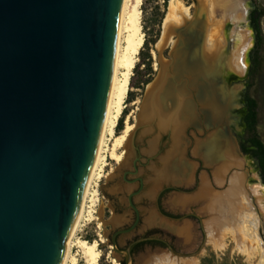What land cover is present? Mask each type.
I'll list each match as a JSON object with an SVG mask.
<instances>
[{"label":"water","instance_id":"obj_1","mask_svg":"<svg viewBox=\"0 0 264 264\" xmlns=\"http://www.w3.org/2000/svg\"><path fill=\"white\" fill-rule=\"evenodd\" d=\"M122 1L0 0V264H58L62 244L73 235L103 129ZM193 1L194 16L175 30L179 39L196 32L193 23L200 13L199 0ZM239 2L245 12L253 9L249 0ZM225 21L234 25L229 15ZM225 36L224 52L212 68L204 65V76L198 83L200 100H206L209 110L220 118L233 109V104L237 107V99L232 103L231 94L237 98L243 92L249 68L246 61L242 63L243 72L228 68V59L239 42L236 34L229 38L226 32ZM176 52L184 61L180 68L193 72L194 58L176 48L161 75L170 78L162 106L165 99L173 104L179 95L178 80L171 74ZM223 70L240 85L225 88L219 81ZM161 76L141 106L129 142L132 158H126L121 166L125 169L130 162L132 171L122 173L126 183L139 182L138 191L127 197L129 209L136 214L135 224L114 232L110 239L113 251L123 257L124 264H131L132 258L128 250L117 249L116 237L135 231L140 213L133 198L144 188L141 178L126 181L127 175L138 174L136 132L152 130L160 136H173L174 131L173 123L164 126L155 101ZM238 124L241 127V121ZM257 177L258 195L252 187L248 192L264 231V185L259 173ZM156 240L148 237L137 242Z\"/></svg>","mask_w":264,"mask_h":264},{"label":"rangeland","instance_id":"obj_2","mask_svg":"<svg viewBox=\"0 0 264 264\" xmlns=\"http://www.w3.org/2000/svg\"><path fill=\"white\" fill-rule=\"evenodd\" d=\"M199 1L203 8L207 9V14L211 10L212 21L219 27L221 39L224 40L226 37L224 33L226 32L230 38L237 34L238 31H241L240 33L244 40L249 38L250 46L245 55V61L249 65V55L255 42L254 31L250 26L249 12L243 13L240 9L237 16L242 21L240 20L238 24L233 22L234 25L229 26L228 22L225 23L226 11L233 1L236 3L238 0H233L231 3H223L221 0L217 7H214L216 0ZM171 2L180 3L184 9L188 10L190 18L194 16L196 9L193 0H142L140 22L144 43L132 71L129 91L125 100V109L120 118L122 119V130L125 127L126 119L133 125V130L127 139L122 161L116 164L114 161L107 159V167L104 172L108 175L98 182V203L95 207L93 219L85 222L80 229L81 231H78L74 238L75 240H85L88 243L98 242L99 264H113L112 260L121 264L123 260L122 256L117 255L113 251L110 239L114 232L128 228L134 220V213L128 207L127 197L129 194L138 191L139 183L129 184L123 180L122 173L131 170L129 169L130 162L125 169H122L121 166L127 159L130 161V158H132L129 142L136 130L138 115L146 95L158 76H161L164 72L163 69H166V66L171 62L172 52L176 48H180L184 52H189L191 55L190 59L194 58V41L197 40L202 45L203 38L206 35L205 32L208 25L205 12L198 14L197 21L195 24L193 23V26L196 27V32L191 37L183 35L182 39H179L175 32L178 29L177 27H172L170 31L166 32L165 25ZM249 2L254 5L256 10L264 13V0H249ZM228 26L229 30L226 31ZM260 27L264 38V16L260 19ZM234 28H237V31H234ZM174 41L177 42V45L180 41V45L178 47H176L177 45L173 46L172 43ZM261 56L264 63V50ZM228 68L235 70L231 58L228 62ZM171 74L178 80L176 89L179 94H186L185 99L189 104L193 105L195 102H200L199 104L195 103V108H197L196 116L199 122L197 123L195 118H193L192 112H189L191 120L188 123L187 121L184 122L186 126L185 124L183 125L185 128L181 137V160L184 163V167L190 170L186 181L191 178V182L188 181V183H183L182 185L160 183L156 173L165 168L161 161L173 151L172 136H160L152 130H138L134 139L135 146L138 148L136 155L140 156L136 178L143 180L144 188L138 196L133 198V204L140 213V224L134 232L121 235L117 240V246L125 248L131 241L144 238L148 233L152 232L154 237L165 241L168 249L145 246L140 253L133 256L131 264H146L152 258L163 255L179 260L180 264H259L260 253L264 251V231L258 232V239L263 244V248H261L257 242L243 240L244 238L241 237L240 233L233 235L230 232L234 230L233 226L226 227L223 231L217 230L213 224V220L216 217L214 211L208 212V205L205 203L204 198H201L203 194L202 177L206 178L208 189L211 190L212 194L220 195L228 189L229 178L235 173V170L231 171L221 186L213 179V171L221 165L220 161L211 165V163L208 164L205 161V157L207 156V150L218 137L233 145L236 153L242 159L243 165L238 173L243 175L244 185L245 187L247 186L246 189L254 187L259 181L254 163L251 160H246L240 153L228 114H223L220 118L209 110L208 106L210 104L196 100L197 93L192 85L193 73L187 70V67L174 66ZM237 74L238 76H244L241 73ZM166 84L167 86L169 85L168 82ZM200 91H202L201 88ZM211 93L213 100L216 101L217 97L213 91ZM228 93L231 94L232 91ZM250 93L258 102L259 116L264 133V91L257 84ZM129 94H132V96H129ZM231 95L233 103L237 98L236 94ZM131 98H134L133 102L130 101ZM165 100L163 112L172 106L170 99ZM232 108L231 111L234 108L236 109V106L234 107L233 104ZM186 112L188 113L187 110ZM207 117L211 118V121H208ZM117 128L118 123L116 132ZM196 144H198L200 149L197 151V155L194 156L193 152L196 151ZM160 149L162 150L161 154H159ZM148 159L149 161H147ZM130 179L132 178H127V180ZM261 189L263 188L261 187ZM163 190L173 191H167L158 200V196ZM157 200L164 212L178 217L180 220L175 221L162 217L158 211ZM153 215L173 224L174 230H168L157 225H149L148 222ZM191 216L195 219H190L189 217ZM208 232H211V237H209ZM244 245L248 252L241 251ZM71 253L76 256L78 264H84L77 249L73 248Z\"/></svg>","mask_w":264,"mask_h":264},{"label":"bare ground","instance_id":"obj_3","mask_svg":"<svg viewBox=\"0 0 264 264\" xmlns=\"http://www.w3.org/2000/svg\"><path fill=\"white\" fill-rule=\"evenodd\" d=\"M220 1L221 0H216L214 7H217L220 4ZM222 1L223 3H231L233 0ZM239 1L240 0L236 1V3L233 1L232 5L226 11V15H229L235 24H238L241 20L239 16H237L238 11L241 9V11L245 13L242 4ZM141 4L142 0L122 1L113 73L99 146L87 181L73 235L66 239L62 244L58 264H78L76 256L71 253L73 248L77 249L84 264H99L100 253L98 251V242L88 243L85 240H75L74 238L76 233L81 231L80 229L83 227L84 223L93 219L95 207L98 203V182L100 179L106 178L108 175L104 172V169L107 167V159L114 161L116 164L122 161L127 139L133 130V125L129 123L128 119H126L124 129L119 133L115 131L117 123L125 109V100L129 91V82L132 76V71L134 70L137 56L144 43L140 22ZM197 8L201 13L205 12L207 14V9L203 8L200 1ZM206 16L208 25L205 32L206 35L203 38V42L201 41L202 45L199 41H194V64L191 66L193 69L192 83L194 84V90L197 93L196 97L199 101V97H201L199 95L202 94H200V85L198 83L202 79V76H204L203 67L206 65L212 68L213 62L219 59L227 44L226 37L224 40L220 38L219 27L215 25V22H213L211 18V10ZM189 19L191 20L192 17L190 18L187 9H184V7L178 2H171L165 31H170L172 27L180 29L181 26L186 25V23L190 21ZM240 32L238 31L236 34V40L239 42V47L232 53L230 58L234 69L238 72H243L242 63L245 61V53L250 46V40L249 38L244 40ZM172 44L173 46H176L177 42L174 41ZM178 45H180V41ZM178 45L176 47H178ZM243 50H245V53L242 55L241 51ZM173 58L176 61L175 67L184 65L182 64L184 61L182 62V57L178 52L173 55ZM160 78L163 81L157 88L159 95H157L155 101L158 109L163 112L162 97L164 96L162 95H164L165 92L167 93L165 90L166 82H169L170 78L168 74L164 76V78L162 76ZM177 99L178 102L175 100L176 103L174 102L172 104V109L170 108L168 111L162 113V122L164 126L173 123V151L161 161L165 168L159 170L156 173V176L160 180V183L182 185L183 183H188V181L191 182V178H188L186 181V177L190 170H187L186 167H184V163L181 160V137L183 129L185 128L183 125L185 124V121H187V123L190 121V114L184 109L185 102L183 103V101H181L182 99L179 97H177ZM195 103L199 104L200 102ZM195 103L193 104L194 108L196 107ZM205 103H207L206 100ZM193 109L190 113L192 112L193 118H195L198 123L199 120L196 116L197 108H195V110ZM213 143L214 144L211 145L212 147L210 146L207 150L205 161L208 164L211 163V165L220 161L221 165L213 171L214 181L220 186L223 185L227 175L235 170V173L229 178L228 189L225 193L220 195L212 194L211 190L208 189L206 178L202 177L201 179L203 187L201 198H204L205 203L208 205L207 211H214L216 216L213 220V224L215 225V228L220 231H223L226 227L233 226L234 230L230 231L233 235L240 233L241 237L244 238L243 240L257 242L258 245L263 248V244L258 239V232L261 233L262 231V222L252 205L250 193L248 192V189H246L247 186L245 187L244 185L243 175L238 173L242 168L243 161L236 153L233 145L225 140L218 137ZM196 145V151L193 152L194 156L197 155V151L200 149L198 144ZM252 188H254L253 193L258 195L257 191H259L260 188L257 185ZM258 201H261L260 198H258ZM148 224L157 225L168 230H174L173 224L159 219L156 215L151 216ZM208 235L211 237V232H208ZM241 251L248 252L245 245L241 248ZM112 263L118 264L115 260H112ZM146 264H180V261L163 255L152 258V260L148 261ZM259 264H264V251H261L260 253Z\"/></svg>","mask_w":264,"mask_h":264},{"label":"trees","instance_id":"obj_4","mask_svg":"<svg viewBox=\"0 0 264 264\" xmlns=\"http://www.w3.org/2000/svg\"><path fill=\"white\" fill-rule=\"evenodd\" d=\"M255 13L251 14L250 26L254 31V47L252 48L249 55V79L247 82V87L244 92V102L241 112L244 114V125L245 129L243 131V145L241 147L242 153L246 154L251 161L254 163L256 170L260 173L262 183L264 185V133L261 126L260 116H259V105L257 100L251 95V90L257 86L264 91V63L262 61V51L264 50V38L262 35V30L260 27V19L264 16V13L259 12L258 18L254 19ZM132 96V94H129ZM131 102L134 98L130 99ZM122 119L118 122L117 133L122 131ZM170 191V190H168ZM167 193L162 192L161 196ZM160 196V198H161ZM160 212L171 219H180L173 216H169L164 211ZM190 219H195L194 217H189ZM153 235L152 232L148 233V236ZM153 246L160 248H167L166 244L152 241H145L139 243L137 246L142 248L144 246ZM121 264H124L123 262Z\"/></svg>","mask_w":264,"mask_h":264},{"label":"flooded vegetation","instance_id":"obj_5","mask_svg":"<svg viewBox=\"0 0 264 264\" xmlns=\"http://www.w3.org/2000/svg\"><path fill=\"white\" fill-rule=\"evenodd\" d=\"M251 5L253 6V9H250L249 10V19H250V21H251V14L252 13H255V15H254V19L256 20L257 18H258V16L259 15H257L256 16V13L257 14H259V11L258 10H256L255 9V7H254V5L251 3ZM249 68L247 69V71H246V75H245V81H244V87H243V91L245 92V89H246V87H247V82H248V79H249ZM201 76V75H200ZM220 77H219V81L223 84V86L225 87V88H228V87H230V86H234V85H238V84H240V82H236V81H233L232 79H233V75L231 74V73H229V72H227V71H225V70H223L221 73H220V75H219ZM244 92H242L241 94H238L237 95V107H236V109H234L233 111H230L229 113H228V116H229V120L231 121V124H232V131H233V134L235 135V138H237L238 139V141H239V149L241 150V147H242V145H243V140H242V137H243V131H244V129H245V125H244V121H243V119H244V114L241 112V109L243 108V102H244ZM178 93H179V91H178ZM184 96V97H183ZM178 97L179 98H181L182 100L181 101H183V103H184V109L185 110H187L188 112H190V111H192V109L194 108L193 107V105H191V104H188V103H186L187 101H186V99H185V97H186V94H184L183 93V95L182 94H179L178 95ZM177 102H178V99L176 100ZM176 101H175V103H176ZM193 110H195V108L193 109ZM239 111V112H238ZM239 114H241V118H239ZM239 121H241V127L239 126ZM185 126H186V124H185ZM240 131V132H239ZM161 149H160V151H159V154H161ZM242 152V151H241ZM258 172V171H257ZM259 173V172H258ZM259 175H260V173H259ZM128 177H131V176H126V181H129V182H132L133 180H135L136 179V177H131L132 179H130V180H127V178ZM136 183H139V182H136ZM165 191H168V190H163L162 192H165ZM170 191H173V190H170ZM161 192V193H162ZM161 193L159 194V196H158V200L160 199V196H161ZM157 200V207H158V209H159V211L160 210H162L163 211V209H162V207H161V205H160V203H159V201ZM134 213V212H133ZM166 213V212H165ZM169 216H172V215H170V214H168ZM173 217H175V216H173ZM175 218H178V217H175ZM173 220H175V221H178V220H180V219H173ZM135 222H136V214L134 213V220H133V223L128 227V228H126V229H129V228H131L134 224H135ZM139 224H140V221H139V223H138V225H137V227L139 226ZM136 227V228H137ZM125 230V229H124ZM121 235H118L117 237H116V242H117V240H118V238L120 237ZM148 237H154L153 235H150V236H145L144 238H148ZM154 238H156V237H154ZM158 240H156V241H152V242H159V243H164V244H166L165 243V241H163L162 239H160V238H157ZM137 240L138 239H135V240H133V241H131L129 244H127V246L125 247V248H119L118 246V249L119 250H128L129 251V253H130V255H131V258H133V256L135 255V254H138V253H140L142 250H143V247L142 248H140V247H138L137 245L139 244V243H141V242H137ZM147 246V245H146ZM167 246V245H166ZM145 247V246H144ZM151 248L153 247V246H150ZM156 247V246H155ZM160 248V247H159ZM164 249V248H163ZM165 249H168V247L167 248H165Z\"/></svg>","mask_w":264,"mask_h":264}]
</instances>
